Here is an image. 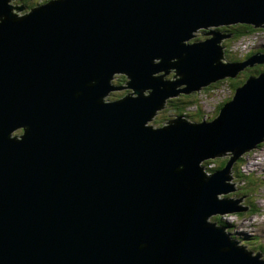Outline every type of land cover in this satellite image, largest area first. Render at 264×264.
<instances>
[{
    "label": "water",
    "instance_id": "95a60500",
    "mask_svg": "<svg viewBox=\"0 0 264 264\" xmlns=\"http://www.w3.org/2000/svg\"><path fill=\"white\" fill-rule=\"evenodd\" d=\"M10 1L0 0V264H264L209 220L245 210L218 196L234 189L232 162L264 140V73L210 122L147 125L165 99L264 63H225L230 34L219 31L183 44L198 28H264V0H49L21 15ZM117 73L127 87L112 85ZM122 89L132 93L105 99ZM214 157L229 161L207 175Z\"/></svg>",
    "mask_w": 264,
    "mask_h": 264
},
{
    "label": "rangeland",
    "instance_id": "374dc122",
    "mask_svg": "<svg viewBox=\"0 0 264 264\" xmlns=\"http://www.w3.org/2000/svg\"><path fill=\"white\" fill-rule=\"evenodd\" d=\"M47 1V0H46ZM49 1V0H48ZM47 1V2H48ZM42 0H39L35 5L41 4ZM10 5L17 7H24V4L17 1H10ZM29 9L25 8L21 14H25ZM243 25L239 22L235 24H228L223 26H211L204 28H198L195 32H192V36L189 40L183 42L185 46L189 44H193L197 41H205L210 40L211 35H203L199 33H208L210 31L222 30L221 27L227 31V28L232 25ZM248 25V24H246ZM264 26V24H263ZM256 32L253 34H248L240 37L238 40H234L232 35L230 34L227 38L223 39L221 42V46L224 51H227L228 54L232 55L233 53L238 54V56L244 58L240 61H244L246 58L252 53H262L260 48L264 47V30L258 27ZM197 32V33H196ZM221 32V31H219ZM223 34V32H221ZM225 34H229L226 33ZM224 34V35H225ZM232 53V54H231ZM226 54V52H225ZM263 54V53H262ZM261 54V55H262ZM255 55V54H253ZM231 56L229 59H233ZM225 63L229 62L228 59L223 60ZM259 68L260 73H264V64H254L250 66L247 70L240 71L236 77L234 78H226L216 83H211L205 87H200V90H194L188 94L179 93L175 97H170L164 100L163 105H165L166 101L169 99L183 101L182 96H190L188 97L184 103V110L186 113L185 116H178L179 113L176 110L171 108H167L165 105L162 109L155 110L156 113L153 116V119L150 120L147 125L152 128H162L167 126V123L173 119H182L192 123H196L201 121L203 117L204 120H211L218 114L219 105L222 104V101L226 98V100H232L234 96V89L232 87L234 79L240 82L241 80H247L246 75H258L259 73L250 72V68ZM257 68V69H258ZM174 69H171L170 72L164 76V78L168 81H173L175 79L172 77L175 76ZM164 74L163 72L157 73V75ZM114 79V80H113ZM112 85H120L123 87H127L125 83L129 81V79L125 78V75H114L111 79ZM185 85H182L178 88L182 89ZM177 88V89H178ZM131 89H122V90H114L105 98L106 100H117L123 98L125 95L131 94ZM135 95V94H132ZM229 96V97H228ZM232 97V98H231ZM181 104V103H180ZM199 107L201 108L198 111ZM202 116V117H201ZM185 117V118H184ZM190 124V123H189ZM16 130L14 133L17 134ZM242 156V157H241ZM239 158V159H238ZM237 159L232 162V166L229 172H227V181H225L226 186H230V188H234L226 194H221L218 197L220 199H236L234 206L238 205L245 210L238 213H224L222 215H212L209 220L212 222H223L225 226L224 229L228 231L227 233L231 236L232 239L237 240V245H247L246 250L250 256L260 253V258L264 259V140L260 143L258 147H254L249 151L242 153L238 156ZM225 158H210L202 162L201 165L206 166L204 169L207 175H211L214 171H211L209 168H217V162L225 161ZM229 161V160H228ZM219 224V223H218Z\"/></svg>",
    "mask_w": 264,
    "mask_h": 264
},
{
    "label": "trees",
    "instance_id": "16d2710c",
    "mask_svg": "<svg viewBox=\"0 0 264 264\" xmlns=\"http://www.w3.org/2000/svg\"><path fill=\"white\" fill-rule=\"evenodd\" d=\"M20 2H22L23 4H24V6H25V8H27V9H32V7L33 6H35V4L39 1V0H19ZM46 0H42V3L43 2H45ZM220 29H222V30H217V31H221V32H223V33H229V34H231L232 35V38H234V39H238V38H240V37H242V36H244V35H248V34H251V33H253V32H255V31H257V29H254V27L253 26H251V25H240V24H238V25H232V26H230V27H228L227 28V31H225L222 27L220 28ZM226 52V54H225V57L228 59V61H237L238 59L236 58V57H234L233 59H229L231 56L227 53V51H225ZM258 67H256V68H250V72H255V73H260L259 71V68L257 69ZM248 74L246 75V77L248 78ZM231 82H233V85H232V87H233V89L234 88H237V87H239V86H241L242 84H244V82H245V80H241L240 82H238L237 80H233V81H231ZM117 86H120V85H117ZM121 87H123V86H121ZM183 97V101H180V99H177V100H173V98L172 99H169V100H167L166 101V103H165V105L167 106V108H171V109H173V110H176L178 113H179V115L178 116H182V114H184V116H185V114L186 113H184L185 112V110H184V101L188 98V97H190V96H182ZM181 103V104H180ZM221 108V106L218 108V110ZM201 108H199V110H200ZM202 117V116H201ZM185 118V117H184ZM21 132V131H20ZM228 160L229 159H227V160H225V161H223V162H221V161H219V162H217V164H218V166H217V168H209L211 171H215V170H217V169H221V168H223L226 164H227V162H228ZM206 168V167H205ZM207 169V168H206ZM219 224V226H221L222 228H224L225 226L223 225V222H218ZM247 245H245V247H246Z\"/></svg>",
    "mask_w": 264,
    "mask_h": 264
},
{
    "label": "clouds",
    "instance_id": "9594fccd",
    "mask_svg": "<svg viewBox=\"0 0 264 264\" xmlns=\"http://www.w3.org/2000/svg\"><path fill=\"white\" fill-rule=\"evenodd\" d=\"M45 2H46V1H45ZM253 54H257V53H252V54L248 57V59L251 58L252 56H254ZM229 101H230V100H229ZM163 106H164V105H163ZM189 123H192V122H189ZM238 159H239V158H238ZM204 165H205V164H204ZM204 165H203V168L206 167V166H204ZM204 169H205V168H204ZM217 170H218V169H217ZM215 171H216V170H215ZM212 222H213V221H212ZM215 223H216V222H215ZM224 230H225V233H226V234L229 233L228 231H226V229H224ZM227 232H228V233H227ZM229 234H230V233H229ZM229 234H228L229 238L237 243L238 241L235 240V239H232L231 236H230ZM245 245H246V244H245ZM245 245L242 244V245H240V246L246 248ZM238 246H239V245H238ZM257 254H259V253H257ZM255 255H256V254H255Z\"/></svg>",
    "mask_w": 264,
    "mask_h": 264
},
{
    "label": "bare ground",
    "instance_id": "6f19581e",
    "mask_svg": "<svg viewBox=\"0 0 264 264\" xmlns=\"http://www.w3.org/2000/svg\"><path fill=\"white\" fill-rule=\"evenodd\" d=\"M42 4H45V2H43V3H41V4H37V5L33 6L32 8H34V7H36V6H40V5H42ZM115 75L118 76V75H123V74H121V73H117V74H115ZM123 76H124V75H123ZM113 80H114V79H113ZM115 87H120V86L115 85ZM205 88H207V87H205ZM207 89H208V88H207ZM110 93H111V92H110ZM110 93H109V94H110ZM109 94H108V95H109ZM108 95H107V96H108ZM107 96H106V97H107ZM106 97H105V98H106ZM169 98H170V97H169ZM21 130H22V129H21ZM22 131H23V130H22ZM259 145H260V143H259ZM214 158H216V157H214ZM214 158H213V159H214ZM218 226H219V225H218ZM219 227H221V226H219ZM221 228H222V227H221ZM223 229H224V228H223Z\"/></svg>",
    "mask_w": 264,
    "mask_h": 264
}]
</instances>
